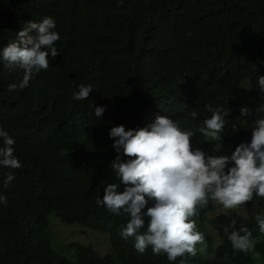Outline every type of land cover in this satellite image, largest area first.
<instances>
[{"label":"trees","instance_id":"1","mask_svg":"<svg viewBox=\"0 0 264 264\" xmlns=\"http://www.w3.org/2000/svg\"><path fill=\"white\" fill-rule=\"evenodd\" d=\"M28 14L55 19L60 58L25 92L8 90L19 80L0 62V122L14 134L22 164L0 170V195L7 197L0 203V264H264V234L255 218L235 214L231 227H220L209 217L214 201L193 217L202 226L204 253L173 262L151 247L137 252L135 238L121 236L129 217L96 203L107 184L119 183L109 132L128 109L126 129L149 127L163 115L195 132L211 115L206 105L224 106L231 111L219 143L231 152L218 154V142L199 132L193 148L230 157L239 143L250 142L240 109L264 116L257 112L264 105L257 86L264 76V0H0V40L8 22ZM81 84L93 90L76 100ZM243 86H251L245 101ZM96 106L105 108L99 119ZM10 172L14 179L5 188ZM153 202L148 199L142 211ZM245 206L264 214V198L254 196ZM52 213L65 224L106 234L111 254L74 243L75 260L60 256L52 247ZM210 226L218 230L217 245ZM240 227L252 231L254 250L234 251L229 235Z\"/></svg>","mask_w":264,"mask_h":264},{"label":"clouds","instance_id":"2","mask_svg":"<svg viewBox=\"0 0 264 264\" xmlns=\"http://www.w3.org/2000/svg\"><path fill=\"white\" fill-rule=\"evenodd\" d=\"M55 28L54 18H40L36 14L24 15L6 24V35L0 40L3 47L0 62L13 67L10 72L16 73L19 80V84L8 85L9 91L20 88V92H25L38 77L51 71L60 58L56 43L60 36ZM133 79L140 83L137 77ZM257 86L264 93V76H258ZM92 90L91 85L81 84L74 99H88ZM206 110L211 115L195 132L207 138L206 141L218 142V149L231 110L212 105H206ZM104 111L103 106H96L95 117L99 119ZM130 111L128 109L127 113ZM257 112L264 113V105ZM249 114L250 109L241 107L240 117L245 128L246 119L252 117ZM191 116L195 119L197 112H191ZM253 118L256 119L252 123L250 142L239 143L230 157L207 155L199 148L194 149L191 141L195 132L181 130L168 116H156L145 128L125 129V121V127L113 126L109 136L118 155L111 168L119 183L107 184L97 205L112 214L129 217L121 236L134 237L137 252L143 254L151 247L154 255L166 254L170 262L185 254L195 256L198 244L203 251L205 238L193 217L198 216L210 200L221 205L228 214L251 202L254 196L264 198V116ZM0 124L3 126L0 128V170L2 167L19 169L22 164L14 154L15 136L8 133L5 124ZM121 151L128 159L121 158ZM229 161L233 162L231 167H228ZM13 179L14 174L8 173L4 187ZM120 185L124 186L123 191H118ZM146 197L154 202L142 211L148 203ZM0 203L6 204L7 197L0 195ZM255 220L259 232L264 234V214H257ZM141 229L146 230L141 233ZM229 240L234 251L244 253L254 250L256 244L247 227L233 230ZM181 264H184L183 259Z\"/></svg>","mask_w":264,"mask_h":264},{"label":"rangeland","instance_id":"3","mask_svg":"<svg viewBox=\"0 0 264 264\" xmlns=\"http://www.w3.org/2000/svg\"><path fill=\"white\" fill-rule=\"evenodd\" d=\"M244 97L248 96V88L243 86ZM123 118L120 119L119 125H124V121L130 119L132 117L131 114L125 112ZM253 117H248L246 119L247 123H245L246 128L252 132V123L254 121ZM125 127V125H124ZM126 129V128H125ZM220 146L217 149L218 154H223L226 152H231V146L227 147L222 143H219ZM118 155V153H117ZM121 158L124 159V156L121 153ZM241 215L246 218H255L257 214H263L260 209L257 208H250L246 206L238 207L236 210H232L226 214L225 210L221 205L218 203H214V212L209 215L215 220L216 224L220 227L225 226L226 229L231 227L232 221L234 219V215ZM198 228H202L199 220L195 219ZM48 222L50 226V235L52 238V247L55 252H57L60 256L67 258L69 261H73L76 259L75 251L70 248L69 246L74 243H79L82 245H90L94 250H96L100 255H110L111 254V246L108 241V236L106 234L100 233L98 231H94L88 228L81 226L80 224H65L60 220V218L55 214L52 213L48 217ZM220 224V225H219ZM214 228L213 226H210ZM215 229V228H214ZM209 229L213 235L216 245L219 243L218 239V230L217 229ZM197 251L204 253V246L203 251H200L202 245H197Z\"/></svg>","mask_w":264,"mask_h":264}]
</instances>
